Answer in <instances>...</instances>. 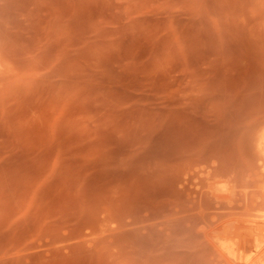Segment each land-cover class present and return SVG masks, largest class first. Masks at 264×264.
I'll return each mask as SVG.
<instances>
[{"label": "rangeland", "instance_id": "obj_1", "mask_svg": "<svg viewBox=\"0 0 264 264\" xmlns=\"http://www.w3.org/2000/svg\"><path fill=\"white\" fill-rule=\"evenodd\" d=\"M257 1L0 0V264H232L215 229L264 192Z\"/></svg>", "mask_w": 264, "mask_h": 264}, {"label": "bare ground", "instance_id": "obj_2", "mask_svg": "<svg viewBox=\"0 0 264 264\" xmlns=\"http://www.w3.org/2000/svg\"><path fill=\"white\" fill-rule=\"evenodd\" d=\"M257 1V0H256ZM259 2H260V5H259V7L262 5V3L264 2V0H263V2H261L260 0L259 1H257L256 3L257 4H259ZM264 4V3H263ZM262 6H264V5H262ZM262 12H263V10H262ZM256 146H257V149H258V151L257 152H259V154H260V157H261V160H262V165L260 166V176H262V178H263V182H264V125H263V127H262V130L260 131V133L258 134V137H257V140H256ZM256 156V155H255ZM259 157V158H260ZM256 161V160H255ZM255 161H252V163L253 162H255ZM257 162H258V160H257ZM251 163V162H250ZM249 163V164H250ZM249 164H248V166H249ZM253 165V164H252ZM241 166H242V164H241ZM241 166H240V168H241ZM243 166H245V164L243 163ZM247 166V165H246ZM245 166V167H246ZM253 167V166H252ZM252 167H251V165H250V167L249 168H251L252 169ZM254 167H255V164H254ZM258 167V166H257ZM259 168V167H258ZM237 169H239L238 168V166H237ZM257 169V168H256ZM221 170H222V167H221ZM248 170V169H247ZM259 170V169H258ZM257 170V171H258ZM239 171V170H238ZM249 171H250V169H249ZM256 171V172H257ZM243 172V171H242ZM242 172H241V174H242ZM248 172V171H247ZM251 172H253V171H251ZM220 173V172H219ZM225 173V172H224ZM226 173H228V172H226ZM235 173V177H236V172H234ZM237 174H239V173H237ZM255 174V173H254ZM243 175H245V174H242V176ZM249 175H251V174H249ZM248 175V176H249ZM231 177V176H230ZM241 178V177H240ZM248 178V177H247ZM246 178V179H247ZM251 178V177H250ZM237 179V178H236ZM238 180V179H237ZM240 180V179H239ZM248 180V179H247ZM252 180H253V178H252ZM255 180H257V179H254L252 182H253V185H254V181ZM262 180V179H261ZM233 181H234V179H233ZM243 181V180H242ZM241 182V181H240ZM249 182V181H248ZM256 182V181H255ZM244 183H245V181H244ZM226 184V183H225ZM228 184V183H227ZM246 184V183H245ZM252 184V183H251ZM253 185H251L252 187H253ZM227 186V185H226ZM232 186V185H231ZM242 186V185H241ZM245 186V185H244ZM263 186V185H262ZM259 188V187H258ZM235 189V188H234ZM237 189V188H236ZM250 189V188H249ZM249 189H247V191H249ZM251 189H254L253 191H251V192H254V191H256L255 189L256 188H251ZM263 189V188H262ZM244 190V189H243ZM259 190H260V188H259ZM259 190H258V192H259ZM226 191V190H225ZM239 192V191H238ZM241 192V191H240ZM257 192V191H256ZM261 192V193H260ZM258 194H254V193H252V194H248V193H246V194H248V200L246 201L245 200V202H246V204L244 205V204H242V203H244V202H241V204L243 205L242 206V208L244 209H242L243 211H239V210H237L238 212L237 213H235V215L237 214V217L235 218L237 221H234V220H230L231 218L229 217V219L226 221V222H224V221H222L223 223L221 224V222L219 223L220 225H219V227H218V229L216 228L215 229V232H217L215 235H214V233H213V229L211 230V232L213 233V235H214V237H216V239H218L219 241H220V244L224 247V248H226V250L228 251V253H229V255H230V257L232 258H230V259H228L227 257V259L228 260H230L229 262H231L232 264H244L245 262L239 257V253H241V252H239L238 253V251L239 250H241L243 253L245 252H249V253H246V254H248V257H249V254H251V256H252V253H253V256L255 257L254 258V260H256V258L262 263L263 262V264H264V192H262V191H260ZM243 193V192H242ZM242 193H240L241 194V196H243L242 195ZM216 193H214V194H212V196H214ZM218 194V193H217ZM216 194V195H217ZM235 194V191L234 190H232V191H230V193H229V195L227 196V198H229V199H227V200H229V203H231V199L232 198H235V197H233V195ZM236 194H237V192H236ZM239 194V195H240ZM216 195L214 196V198H216ZM220 195V194H219ZM238 195V194H237ZM218 197V196H217ZM225 198H223V197H221L220 198V196H219V198H220V200L223 198L224 200L226 199V196H224ZM245 197H247V195L245 196ZM244 197V198H245ZM256 197V198H255ZM243 198V197H242ZM241 197H240V200L242 199ZM217 200H218V198H216ZM222 199V200H223ZM238 199H239V196H238ZM235 200L237 201V199L235 198ZM240 200H238V201H240ZM244 199H242L241 201H243ZM226 201V200H225ZM232 201H234V199L232 200ZM227 203H228V201H226ZM232 203H235V201L234 202H232ZM229 205H231V204H229ZM232 205H234V204H232ZM232 205H231V207H232ZM238 205V206H237ZM237 205H234L236 208H238L239 207V205L240 204H238V202H237ZM234 206L232 207V208H234ZM241 206V205H240ZM260 206H262V207H260ZM228 207H230V206H228ZM230 207V208H231ZM257 207V208H256ZM258 207H260V208H262V209H258ZM229 208V209H230ZM240 208V207H239ZM253 208H256V209H258L259 211L261 210V212L262 213H260V214H258V215H254L253 213H255V211H251L250 209H253ZM236 210V209H235ZM235 210H232L233 212H236ZM249 210H250V212L251 213H248L249 212ZM257 210V211H258ZM229 212H231V210H229L228 212H225L224 213V211L222 212V213H224L225 215V217L227 216V214L226 213H228V215H234V214H229ZM232 212V213H233ZM247 212V213H246ZM253 212V213H252ZM257 213H259V212H256V214ZM219 215L218 216H220L219 217V219L221 218L222 220H223V218H225V217H221V215H220V213H218ZM238 214H239V216H238ZM247 214H249V216L251 215L252 217H247L248 215ZM254 216H253V215ZM234 215V216H235ZM245 216V217H247V218H242L241 216ZM228 217V216H227ZM232 217V216H231ZM234 218V217H233ZM221 219L220 220H218V221H221ZM226 220V219H225ZM217 223V222H216ZM215 223V224H216ZM218 223H217V225H218ZM214 224V225H215ZM214 227H216V226H214ZM213 227V228H214ZM212 233H210V234H212ZM213 237V236H212ZM215 239V238H214ZM215 239V240H216ZM224 240H226V241H229L230 243H232V244H235L236 246L238 245V247H235L234 248V246L233 247H229V246H227L226 245V243L224 242ZM229 245V244H228ZM222 250H224L225 251V249H222ZM238 250V251H237ZM224 251H221V253L222 252H224ZM246 254H244V257H246L247 255ZM246 255V256H245ZM225 256V255H224ZM241 256V255H240ZM250 256V257H251ZM252 256V257H253ZM244 257H242V258H244ZM247 258V257H246ZM226 259V260H227ZM249 260V259H248ZM245 261L247 262V260L245 259ZM258 261V262H259ZM250 262V261H249ZM255 262V261H254ZM248 263V262H247ZM226 264V263H225ZM228 264V263H227ZM250 264H251V262H250Z\"/></svg>", "mask_w": 264, "mask_h": 264}]
</instances>
